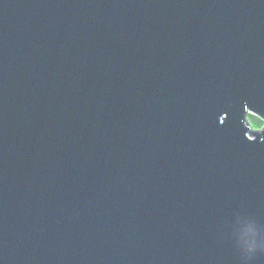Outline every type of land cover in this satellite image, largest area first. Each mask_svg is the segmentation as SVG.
Returning a JSON list of instances; mask_svg holds the SVG:
<instances>
[{
  "label": "water",
  "instance_id": "obj_1",
  "mask_svg": "<svg viewBox=\"0 0 264 264\" xmlns=\"http://www.w3.org/2000/svg\"><path fill=\"white\" fill-rule=\"evenodd\" d=\"M248 115L264 0H0V264H264Z\"/></svg>",
  "mask_w": 264,
  "mask_h": 264
},
{
  "label": "rangeland",
  "instance_id": "obj_2",
  "mask_svg": "<svg viewBox=\"0 0 264 264\" xmlns=\"http://www.w3.org/2000/svg\"><path fill=\"white\" fill-rule=\"evenodd\" d=\"M247 119H248V121H249V124H250V127L253 129V130H257V129H259V127H258V123H257V120H256V118L254 117V116H247Z\"/></svg>",
  "mask_w": 264,
  "mask_h": 264
},
{
  "label": "trees",
  "instance_id": "obj_3",
  "mask_svg": "<svg viewBox=\"0 0 264 264\" xmlns=\"http://www.w3.org/2000/svg\"><path fill=\"white\" fill-rule=\"evenodd\" d=\"M250 115H248V117H249ZM252 116V115H251ZM256 118V117H255ZM256 120H257V123H258V127L259 128H261L263 125H264V123H262V122H264V121H261V120H259V119H257L256 118Z\"/></svg>",
  "mask_w": 264,
  "mask_h": 264
},
{
  "label": "clouds",
  "instance_id": "obj_4",
  "mask_svg": "<svg viewBox=\"0 0 264 264\" xmlns=\"http://www.w3.org/2000/svg\"><path fill=\"white\" fill-rule=\"evenodd\" d=\"M262 123H264V122H262ZM254 250H255V249H254V246L249 247V249H248L249 253L253 252Z\"/></svg>",
  "mask_w": 264,
  "mask_h": 264
}]
</instances>
